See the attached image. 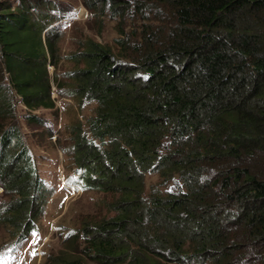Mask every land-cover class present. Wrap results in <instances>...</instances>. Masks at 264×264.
Listing matches in <instances>:
<instances>
[{"label":"trees","instance_id":"trees-1","mask_svg":"<svg viewBox=\"0 0 264 264\" xmlns=\"http://www.w3.org/2000/svg\"><path fill=\"white\" fill-rule=\"evenodd\" d=\"M83 3L114 21L116 36L81 39L60 76L69 9L0 2V187L9 198L0 222L11 238L35 231L52 193L14 100L28 127L50 136L34 111L57 118L51 65L58 95L88 107L56 140L68 180L95 199L43 264H264V0ZM147 174L158 182L147 185Z\"/></svg>","mask_w":264,"mask_h":264},{"label":"rangeland","instance_id":"rangeland-1","mask_svg":"<svg viewBox=\"0 0 264 264\" xmlns=\"http://www.w3.org/2000/svg\"><path fill=\"white\" fill-rule=\"evenodd\" d=\"M11 6L17 0H0ZM57 5L68 8V18L62 21V36L59 39L60 61L57 73L62 76L74 64L68 59L69 54L78 50L80 40L89 37L102 44H112L116 36L114 21H109L107 15L95 17L84 5L83 0H50ZM100 10L103 11V9ZM51 75V96L55 101L57 118L47 109H38L35 114L44 118L53 128L49 136L48 130L29 128L24 120L26 106L20 97H14L16 114L21 126L24 141L29 150L32 161L35 163L39 177L43 183L52 188L44 211L38 218L37 227L26 239L14 242L11 238V228L0 222V264H43L48 256H54L63 250L62 239L67 231L76 228L84 217L94 212L95 194L85 193L79 185L73 183L72 168L68 166L67 156L59 147L57 137L65 139L68 135L67 126L72 122H84L83 116L88 114V107H81L75 98L61 97L53 83L54 67L47 66ZM4 76H6L4 74ZM4 80V79H3ZM62 83L65 84V81ZM65 86V85H62ZM146 184L158 182V176L147 174ZM9 198L4 195L0 187V210ZM50 257V258H51ZM95 264V263H89ZM168 264H179L170 262Z\"/></svg>","mask_w":264,"mask_h":264}]
</instances>
